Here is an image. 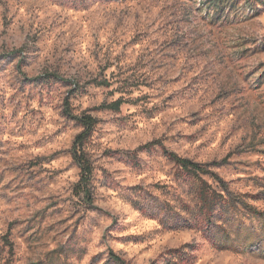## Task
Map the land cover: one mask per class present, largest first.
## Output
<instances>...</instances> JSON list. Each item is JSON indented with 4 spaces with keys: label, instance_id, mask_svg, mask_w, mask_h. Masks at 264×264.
Instances as JSON below:
<instances>
[{
    "label": "rangeland",
    "instance_id": "1",
    "mask_svg": "<svg viewBox=\"0 0 264 264\" xmlns=\"http://www.w3.org/2000/svg\"><path fill=\"white\" fill-rule=\"evenodd\" d=\"M112 254L264 264V0H0V264Z\"/></svg>",
    "mask_w": 264,
    "mask_h": 264
},
{
    "label": "trees",
    "instance_id": "2",
    "mask_svg": "<svg viewBox=\"0 0 264 264\" xmlns=\"http://www.w3.org/2000/svg\"><path fill=\"white\" fill-rule=\"evenodd\" d=\"M97 84L108 85L106 81H100ZM121 102L122 101L120 99H117L109 104H102L99 108L117 110ZM73 118L82 126V130L75 136L74 141H73V157L75 161L77 162L79 168L81 169L82 180H84L83 187L86 188L87 182H88L87 179H89L92 169H91V164L89 163V160L85 156L84 150H82V147L86 139H88L91 129L96 123V120L91 115L74 116ZM167 155L184 172H186L187 174L191 176L198 177L199 175H205L208 173V170L205 168V166L200 163L194 162L188 158L177 156L176 154L172 152L168 153ZM84 191L85 193L89 192L87 190H84ZM199 194H200V199L205 205L204 208H207L209 210L213 209L214 207L210 205L211 201H209L206 193L202 191V189L199 190ZM112 259L117 264H125L119 257L113 254H112Z\"/></svg>",
    "mask_w": 264,
    "mask_h": 264
}]
</instances>
